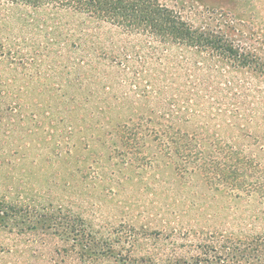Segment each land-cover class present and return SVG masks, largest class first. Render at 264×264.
<instances>
[{
	"label": "rangeland",
	"instance_id": "obj_1",
	"mask_svg": "<svg viewBox=\"0 0 264 264\" xmlns=\"http://www.w3.org/2000/svg\"><path fill=\"white\" fill-rule=\"evenodd\" d=\"M157 1L213 47L0 1V264H264V0Z\"/></svg>",
	"mask_w": 264,
	"mask_h": 264
},
{
	"label": "trees",
	"instance_id": "obj_2",
	"mask_svg": "<svg viewBox=\"0 0 264 264\" xmlns=\"http://www.w3.org/2000/svg\"><path fill=\"white\" fill-rule=\"evenodd\" d=\"M32 8L72 9L109 23L130 35H142L161 43L186 47H213L209 34L194 30L174 11L157 0H0ZM218 49V48H214ZM230 49H232L230 47ZM233 50V49H232ZM232 50L230 56L233 55ZM226 52V50H225Z\"/></svg>",
	"mask_w": 264,
	"mask_h": 264
}]
</instances>
